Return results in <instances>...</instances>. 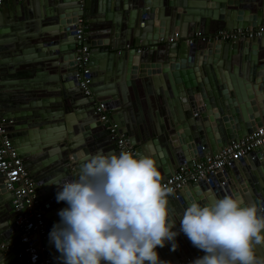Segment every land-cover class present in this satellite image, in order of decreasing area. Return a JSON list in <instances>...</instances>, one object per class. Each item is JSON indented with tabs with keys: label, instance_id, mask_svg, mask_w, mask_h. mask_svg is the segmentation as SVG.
<instances>
[{
	"label": "water",
	"instance_id": "1",
	"mask_svg": "<svg viewBox=\"0 0 264 264\" xmlns=\"http://www.w3.org/2000/svg\"><path fill=\"white\" fill-rule=\"evenodd\" d=\"M80 17L89 29L82 42L75 36ZM236 29L261 32L236 41L214 37ZM82 44L90 48L91 97L76 80ZM99 101L127 134L135 155L156 160L162 180L219 154L264 125V0L0 3V120H6L26 166L39 169L34 201L47 223L43 245L52 249L56 264L63 261L49 233L67 203L57 202L54 183L78 180L83 154H119L105 137ZM208 179L168 197L173 231L179 232L175 251L171 243L157 248L168 264H191L205 254L180 232L179 223L190 203L204 206L227 196L224 180L246 205L264 209V144ZM15 199L0 174V242L16 251L0 252V264H23ZM256 250L264 257V245Z\"/></svg>",
	"mask_w": 264,
	"mask_h": 264
},
{
	"label": "clouds",
	"instance_id": "2",
	"mask_svg": "<svg viewBox=\"0 0 264 264\" xmlns=\"http://www.w3.org/2000/svg\"><path fill=\"white\" fill-rule=\"evenodd\" d=\"M79 179L65 181L57 202L60 222L49 241L63 264H168L157 248L175 243L179 232L170 219L169 195L151 155L129 151L80 157ZM264 209L228 195L183 212L180 232L205 253L191 264H264L257 246L264 245Z\"/></svg>",
	"mask_w": 264,
	"mask_h": 264
},
{
	"label": "built area",
	"instance_id": "3",
	"mask_svg": "<svg viewBox=\"0 0 264 264\" xmlns=\"http://www.w3.org/2000/svg\"><path fill=\"white\" fill-rule=\"evenodd\" d=\"M10 0H0L5 3ZM28 1V0H19ZM88 26L84 18H79V24L76 28V39L79 41L86 40L85 34ZM260 34V30H257ZM255 30L247 32L244 29H236L232 31L222 30L214 35L216 39L223 41H236L241 37L251 38ZM200 37V38H199ZM203 42H207L206 36L198 35ZM89 46L81 45L79 55L77 57L79 72L76 80L77 85L82 89L86 96H93L90 88L91 77L89 62ZM96 113H100V119L107 123V130L110 137L115 141L120 151H129L135 155L133 147L128 146L127 134L120 131L118 126L109 118L106 111V105L98 102ZM6 120H0V174L11 191L15 199L16 209L20 212L17 216L15 225L20 230V243L23 248L19 251V256L25 259L26 264H54L52 260V249L39 244V239L45 237L48 233L47 223L42 209L35 202L36 189L35 182L30 175L29 169L24 160L19 156L12 139L6 129ZM264 144V125L256 127V129L248 134L245 138L232 141L227 147L217 155H208L201 159L198 163L194 162L192 167L183 165L166 180H162V184L173 189L172 194H176L186 187L189 183L208 180L210 176H214L220 171L228 169L234 162L241 160L252 152L255 147ZM178 196V195H177ZM23 210L26 212L23 213ZM13 247L0 242V252H7ZM53 250H56L55 247ZM188 261L191 262L190 258Z\"/></svg>",
	"mask_w": 264,
	"mask_h": 264
},
{
	"label": "crops",
	"instance_id": "4",
	"mask_svg": "<svg viewBox=\"0 0 264 264\" xmlns=\"http://www.w3.org/2000/svg\"><path fill=\"white\" fill-rule=\"evenodd\" d=\"M28 2V1H27ZM70 14H65L64 15V17H70L69 16ZM80 18H83V17H80ZM34 26L33 25H31L30 26V28L32 29ZM213 27V24H211V27L210 28H212ZM89 30V29H88ZM88 30H87V32H88ZM255 30H258V29H255ZM201 36V35H200ZM205 36H207V35H205ZM203 37V36H202ZM212 37V36H211ZM200 38V37H199ZM201 40V39H200ZM202 43H204L203 41H201ZM17 76V78H20V79H23V78H26V79H30L29 78V76H19V75H16ZM7 77H14V75L13 76H10V75H8V76H6V78ZM15 78V77H14ZM105 84L104 83H102L101 85H100V87H103ZM106 92H104V91H99V92H97V94H105ZM101 98V100H105V99H107V97H100ZM108 113H109V116L110 115H112V113L110 112V111H107ZM113 122V121H112ZM121 130V129H120ZM121 132H123L122 130H121ZM105 137L107 138V141H108V143L110 144V146L112 147V149H116L117 150V152L118 153H120L121 151H120V149L118 148V146H117V144L115 143V141L110 137V135L108 134V133H106L105 134ZM111 140V141H110ZM150 143H151V139H150ZM111 147H105V152L107 151V150H109ZM104 149V148H103ZM133 149L135 150V148L133 147ZM25 162V164L27 165V162L26 161H24ZM28 167V166H27ZM28 169H29V172H30V175H31V177L33 178V180H34V182H35V184H37V182L39 181V179H40V175H39V169L38 168H31V167H28ZM222 186H223V189H224V191H225V193H226V195L228 196V195H232V196H234V194H233V192H232V190L230 189V186L228 185V183H227V180H224L223 182H222V184H221ZM188 196L189 197H191L192 195H191V193L190 192H188ZM66 207H68V205L66 204L65 206H63V208H66ZM61 210V209H60ZM43 239H44V237L43 238H41V239H39V244L41 245V246H44L43 245ZM16 251L14 250V248L12 249V250H10V251H7L6 253H15ZM19 251H17V255H19V253H18ZM52 258V257H51ZM53 260V259H52ZM20 262H22L23 264H25V259H21L20 260ZM53 262H54V264H56V261H54L53 260ZM61 264H63V263H61Z\"/></svg>",
	"mask_w": 264,
	"mask_h": 264
}]
</instances>
